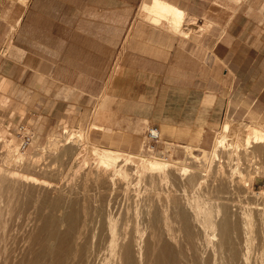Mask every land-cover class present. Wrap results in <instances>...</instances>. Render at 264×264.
<instances>
[{
  "label": "crops",
  "instance_id": "0c3cea01",
  "mask_svg": "<svg viewBox=\"0 0 264 264\" xmlns=\"http://www.w3.org/2000/svg\"><path fill=\"white\" fill-rule=\"evenodd\" d=\"M161 1L187 14L178 30L154 0H0V122L39 114L132 153L149 124L208 146L227 120L264 122V0Z\"/></svg>",
  "mask_w": 264,
  "mask_h": 264
},
{
  "label": "bare ground",
  "instance_id": "6f19581e",
  "mask_svg": "<svg viewBox=\"0 0 264 264\" xmlns=\"http://www.w3.org/2000/svg\"><path fill=\"white\" fill-rule=\"evenodd\" d=\"M148 12L153 16L155 21L158 22V21L166 20L178 28L181 26L182 22H185L184 20H185V17L187 16V14L182 9L172 4L163 2L161 0H154V3L148 7ZM176 29L177 28H175V30ZM232 126L233 125L230 124L229 121H226L224 123L222 130L218 133L214 141V146L211 151L204 150V151L195 153V151H193L192 148H191L192 150L188 148L187 156L185 159L172 158L169 152L163 155L160 154V156H157L155 151L148 150L146 148L139 155L138 154L137 155L136 154H130V155L122 154V153H119L121 151H117V150H111V152L109 153L107 152L103 153L97 147L92 148L90 146L91 149L90 148L88 149L87 146H85V141H88L87 140L88 135H86L87 133L86 134L77 133V132L74 133V132H70L69 129L66 128L64 132L66 133V135L67 134L69 135L70 143L73 142V145H75L73 146L74 151L70 148L73 151L72 154L75 156L74 160L77 158V160L82 159L81 162L83 161V164L81 163L82 165H79V168L76 169L74 167L76 169L75 172L76 173H78V171L80 172V168H82L84 164L85 165L91 164L88 171L87 170L85 171V175L90 176L92 178V179L90 178L92 180L91 183L93 182L95 186L102 188L101 191L103 190V188L106 190V191L104 190L105 196L102 195L104 197L101 196V198H98V200L97 199L93 200L94 206L89 203L88 199L87 201L85 200L86 204L83 203L85 206V212L83 213V215H80L79 213H77L78 211L75 212L76 209L74 207L75 204L73 201L74 200L73 197H72L73 200L70 199L69 196L68 198H65L64 196H67L69 193L67 195H63L62 193H60V191H57L58 192V195H56L57 198H55V200L53 201V205L51 203L52 205L51 213H49V215L47 214L48 217H46L44 222L42 223L41 230L38 232L36 231V233L32 234L31 237H28L29 239L32 238V241L31 240L30 241L33 244L30 246L29 244L30 242L28 241L27 243L31 247V249L30 247L29 249L32 250L31 251L32 256L30 255V258L28 260H25V261L23 260L22 264H250L251 258L249 257L250 256L249 249L252 248V246L250 247L249 241H252L250 240V238L252 237H250L248 233L253 230L252 229L249 231V227L251 226L250 225L251 221H250V217L248 216L250 214L246 215V217H242V218H245V220L243 221L245 226L242 225L244 227L243 228L244 240H242L243 248L242 247L240 248L238 246L240 242L239 236H241L243 233L241 232V229H240L242 228V226L239 223H237L239 219H237V221H234L235 219L233 218L234 215H230L229 212L226 211L227 208L226 206H224L225 204L224 205L220 204L219 208H216L217 209L216 212L212 211L215 213V215L211 219L209 215L210 213L207 214V211H209V208H210V207L208 208V206L210 204L208 206L206 205L208 210L206 209L207 211H205L202 208L204 206L200 205L201 201L199 202V200L197 199V196H196L197 192H195L197 188H200L203 185V183L205 184V180L207 179L206 178L207 176H205V174H207L209 170L214 168L212 166L213 165L212 162L215 161V158L217 156L224 153V151H226L227 153L228 152L235 153L236 151H239L242 148H247V150L251 151L255 149L254 147L255 145L257 146L259 145L258 142H255V145H254L255 140L257 139L258 140L262 139L261 141L264 140V128L262 126H259L256 124L255 125L248 124L245 126L242 125L241 131H243L244 134L241 135L243 140L241 144L242 147L240 149L239 147L240 144L238 145L235 143L232 145L229 143V139L226 137V135L231 132ZM239 128L241 129V127ZM240 129H239V132H240ZM251 140L252 141L254 140V141L252 142ZM58 142L59 141L57 139H53L49 142V145H48L49 148L48 147L46 148H48L49 151L51 150L53 151V149H56L58 145H60V143L58 144ZM10 143L6 141L4 142V147L8 148V150L5 152L4 160L6 161V163L8 162V164L12 162L13 160L12 157L16 156L22 160V156H24V153L20 151L21 148L18 145H15V144L13 145ZM168 147L171 148V145L167 146V148ZM63 154L61 153L62 156H64ZM250 155L253 159L256 158L257 160V157H255L256 154L252 155L251 153ZM200 156L203 157V159L207 161V165L201 166L197 164L199 162ZM251 157L249 158V160H251L252 162L255 161ZM25 158H23V160ZM31 158L29 159L34 160L35 155H34V158L32 159ZM35 160H37V158ZM188 160H190L191 162H194L192 166L191 165L188 166L187 164ZM38 162L39 161L37 160L36 165H29L30 167L28 168H30L33 172L36 171V172H41L44 174L51 173L54 175V173H56V171L54 172L53 169H49V168L46 169L45 167L40 168L39 167L40 165H38L39 164ZM85 165H84V170H85ZM253 169H254V174L257 175L259 168L254 167ZM254 174L252 173L249 174L250 180L253 178ZM17 175H18V172L16 171H9V170L4 171V169L0 170V247H2L3 245L2 243L5 240L3 239V234L5 232V229H7V227L9 226V225L6 226L7 224L5 225L4 221H6L7 219L4 220L3 216H5L6 218L7 216H6L5 210L9 212V210L13 207L12 205L14 203L13 201L16 199L15 196L18 193L17 188L19 191L20 186L22 184L27 186L29 185L28 182L39 184V187L40 185L41 186L43 185V187L45 186V188H48V185H47L48 183L47 184L40 183L37 180V178H35L34 176H31V177L28 176L27 178L25 175V177L27 178V179H24L26 180L25 182L23 179L21 180L18 178L16 179L15 177ZM62 175L64 176L65 174H62ZM18 176L20 178L21 175H18ZM249 178L247 177V179ZM202 179H205V180H202ZM182 180L185 181L184 185H183ZM55 181L57 180L55 179ZM181 182H182L181 185L184 186L182 188L183 189L182 191L184 192L177 193V195L181 193V196H183L182 199L179 196L180 200H178V197L177 199L174 198L175 195L173 192L174 191L173 188L181 189L182 187L180 185ZM244 183H247V182L245 181ZM54 185L56 186V183ZM60 186L62 187V185ZM74 186H77V183ZM78 186H81V184H79ZM49 187H52V186H49ZM67 187L69 186L67 185ZM70 187H72V184ZM187 187H191V190L187 189ZM142 188L150 189L152 191L151 193L155 192L161 195V197L162 195H168L171 193L173 195H170L169 197L163 196L164 198L162 197L157 205H152V201L155 200L154 198L153 200L151 198L152 201H149L150 200L149 199L148 200L149 208L148 206H146L148 209L146 210L144 208V212L142 210L143 214L141 213H140L141 215L138 214L140 215L139 218H136L137 216L134 217L133 215L131 217L130 216L131 213H129V211H131L130 209L133 208L132 206L134 205V203L137 201L139 203L140 202L143 203L144 201V199H142V195L141 196L139 195L140 194L139 191ZM23 189H24V186H23ZM66 189H63V190H66ZM70 189L71 188H69L68 190ZM180 189L179 191H181ZM56 190H59V189H56ZM68 190H66V192ZM87 190H88V187H87ZM39 192H41V190ZM41 195H38L39 198ZM47 195L48 194H46V196ZM91 195L93 194L91 193ZM70 196L72 195L70 194ZM254 196L256 197L255 199H257L258 201L257 202L258 206H255V207H257L259 211H261L259 213L260 215L259 219L263 222L264 221V192L254 193ZM31 199H33L34 201V198H31ZM38 199H37V202H38ZM96 200L99 201V204L94 202ZM201 203L203 204V202ZM22 205H24V202ZM42 205H41V208H42ZM136 205L138 206V203ZM36 206H37V203H36ZM33 207L36 208L35 206ZM73 207H74V210H73ZM14 208H15V205H14ZM137 208L140 209L141 206ZM153 208H155L157 211L156 210L152 211ZM34 210H37V209H34ZM135 210H134V214L136 215ZM12 211L13 210H10L11 213ZM8 212L7 214H9ZM137 212L139 213V210H137ZM232 212L233 211H231V213ZM250 212L253 213L251 210ZM32 213H33V210H32ZM220 214L222 215L221 219H220L221 216L219 217ZM245 214L243 213V215ZM23 216H24V213H23ZM31 216H34V215H31ZM31 216L29 217V219H31ZM38 218L40 219V217ZM18 219L20 218H17V220ZM255 219L256 218L254 217V220ZM18 222L19 224H21V221H18ZM254 222H252L253 225H254ZM27 224H30V223L28 222ZM258 224L260 225V223ZM18 225L17 227H19ZM252 227L254 226H251V228ZM256 227H257V224L254 228ZM258 228L260 231L261 226ZM13 229L11 230L13 231L12 234H16L14 233L15 229L14 230ZM21 232L23 233V231ZM25 234H23L24 237H25ZM5 235H7V232ZM27 235L28 234H26V236ZM19 236H16V237H19ZM13 239L15 241L13 243L15 244L16 238L14 237ZM253 240H254V237H253ZM259 240H261V238H259ZM24 241H26V239ZM262 241L264 242L263 239ZM243 242H245V244ZM263 242L261 246L263 245ZM13 243L11 244L13 245ZM18 243L19 241L17 242V244ZM256 244H257V241H256ZM240 246H241V242H240ZM26 247L28 246H25V248ZM257 248H259V246ZM263 248H261V250H264ZM256 250H255V253L257 252ZM260 253H262V251ZM9 257H10V254H9ZM254 258L256 261L257 257H254ZM16 259L18 258H15L14 260ZM6 260H9V258H7ZM254 263L255 262H253L252 264Z\"/></svg>",
  "mask_w": 264,
  "mask_h": 264
},
{
  "label": "rangeland",
  "instance_id": "374dc122",
  "mask_svg": "<svg viewBox=\"0 0 264 264\" xmlns=\"http://www.w3.org/2000/svg\"><path fill=\"white\" fill-rule=\"evenodd\" d=\"M12 2H14V3H19L20 4V7H21V12L23 11V9H24V5L26 6L27 4H28V0H12ZM187 17V16H186ZM185 17V20L184 21H186L187 20V18ZM182 24H183V22H182ZM175 28H177L176 30H178V27H176L175 25H173L172 26V29L173 30H175ZM12 40H13V37H12V34L10 33L9 34V36L7 37V39H6V41H5V43H4V45H3V47H2V54H4V55H6V56H12V52H13V49H14V46H13V42H12ZM227 121H229L230 122V124H232L233 126H232V130H231V132L229 133V134H227L226 135V137L229 139V143L230 144H240L239 145V147H240V149H241V144H242V136L241 135H243L244 133H243V131H241L242 130V125L243 126H245V125H248V124H250V125H259V126H262L263 128H264V122H246V121H233V120H227ZM44 118H43V116L42 115H39V114H37V115H34V114H32L30 117H28L27 119H25L24 121H19V122H16V123H14V122H9V121H7L5 124L3 123V122H0V170H3L4 169V171L5 170H9V171H16V172H18V175H21L20 176V178H19V176L17 177H15L16 179L18 178V179H27L28 178V176L29 177H31V176H34L35 178H37V180L40 182V183H48L47 185H48V188H45V186L43 187V185L41 186L40 185V187H39V184H34V183H32V182H28L29 183V185H21L20 186V189H19V191H18V188H17V194H16V199L13 201L14 203L12 204L13 205V207L10 209V210H13L12 211V213L10 212V210H9V212L7 211V210H5V213H6V218H5V216H3L4 218V220L5 219H7L6 221H4L5 222V225L6 226H8L7 227V229H5V232H4V234H3V239H5L4 241H3V245H2V247H0V254H1V252H2V254L0 255V264H12V263H14V264H22V262H23V260L25 261V260H28L29 258H30V255H31V251L32 250H30L31 249V245L33 244L31 241H32V238L31 239H29L28 237H31V235L32 234H34V233H36V231L38 232V231H40L41 230V225H42V223L44 222V220H45V218L46 217H48V215H49V213H51V208H52V205H53V201L55 200V198H57V196L56 195H58V192L57 191H60V193H62L63 195H67L68 193V195L67 196H64L65 198H68V196H69V198L70 199H72V197H73V201H74V207H75V209H76V211L75 212H77V213H79L80 215H83V213L85 212V206H84V204L83 203H85L86 204V201H87V199H88V201H89V203L91 204V205H93L94 206V203H93V200H95V199H97L98 200V198H101V196L102 195H104L105 196V193H104V188H103V190L101 191V189L102 188H99V187H97V186H95V184H93V182L91 183V177L90 176H86L85 175V171L87 170L88 171V169H89V167L91 166V164L90 165H85V170H84V165L82 166V168H80V172L78 171V173H76L75 171H76V169L77 168H79V165H82L83 164V161L81 162V160L82 159H79V160H77V158L74 160V158H75V156L72 154L73 153V149H74V147L73 146H75V145H73V142H71L70 143V138H69V135L67 134L66 135V133L64 132L65 131V128H68L69 129V131L70 132H74V133H87L86 135H88V141H85V146H87V148L89 149H91V147L93 148V147H97V148H99V150L100 151H102L103 153H105V152H107V153H109V152H111V150H118V149H112V148H108V147H105V146H102V145H99V144H97V143H95L93 140H92V138H91V136H90V129H86V128H84V127H81V126H75V125H71V124H69L67 121H63V122H61L60 124H58V125H55V126H53V127H51V129H49V130H46V128H45V125H44ZM223 125V124H222ZM25 127V129H22L21 127ZM148 126H151L150 124L148 125ZM147 126V127H148ZM146 127V128H147ZM239 127H241V129L239 128ZM146 128H145V130H146ZM239 129H240V132H239ZM145 130H144V133H143V140H144V135H145ZM222 130V126L221 127H219V129H217V130H215V132H214V134H213V138L210 140V143L208 144V146H202V145H186L187 147H191L192 149H193V151H195V153H198V152H201V151H204V149H207V150H209V151H211L212 149H213V146H214V141H215V139H216V137H217V135H218V133L220 132ZM242 132V133H241ZM240 133V134H239ZM56 137V138H55ZM4 140V141H2V140ZM53 139H57L59 142H58V144L60 143V145H58V147L56 148V149H53V151L51 150V151H49V147H48V145H49V142L51 141V140H53ZM27 140H28V144H26V142H27ZM258 140V139H257ZM257 140H253L254 141V145H255V142H258L259 143V145L257 146V145H255L254 147H255V149H253V150H251V151H253L254 152V154H253V152H251L250 150H247V148H242L241 150L243 151H241V150H239V151H236L235 153H233V152H226V151H224V153H222V154H220L219 156H217L216 158H215V161H213L212 162V166L214 167V168H212L211 170H209L208 171V173L207 174H205V176H207L205 179H202V180H205V184L203 183V185L200 187V188H197L196 189V191L195 192H197L196 194V196H197V199L199 200V202L201 201V202H203V204L200 202V205H203L204 207H202L205 211H207L208 209H207V206H208V208H209V211H207V214L208 213H210L209 215H210V218L212 219V217H214V215H215V213L214 212H216L217 211V209L216 208H219V205L221 204H225L224 206H226V211H228L229 212V214L230 215H234V217L233 218H235L234 219V221H237V219H239L238 221H237V223H239L241 226L243 225V226H245V224H244V220H245V218H242V217H246V215H249L248 217H250V221H251V223H250V225L251 226H256V224H257V227L256 228H254V227H252L251 228V226L249 227V231L250 230H252L251 232H249L248 233V235L250 236V237H252V238H250V240H252V241H249V245H250V247L252 246V248H250L249 250H250V253H252V254H250L249 253V257L251 258L250 259V264H252L253 262H255L254 264H258V263H260L261 264V262H262V264H264V250H261V248H263L264 247V242L262 241V239L264 240V221L262 222L259 218H260V215H259V213L261 212V211H259V209L257 208V207H255V206H258V201H257V199H255L256 197L254 196V193H257V192H264V140L263 141H261L260 139L257 141ZM11 142L10 144H15V145H18L21 149H20V151L22 152V153H24V156H22V160L20 159V158H18V157H16V156H14V157H12V162H10V164H8V162L6 163V161L4 160L5 158H4V155H5V152L8 150V148L6 149L5 147H4V142ZM235 141V142H234ZM252 141V140H251ZM252 141V142H253ZM2 142V143H1ZM164 142V141H163ZM163 142L161 143V144H163ZM239 142V143H238ZM262 142V143H261ZM165 144L164 145H160L159 146V150L160 151H155V153L157 154V156H160V154H165V153H167V152H169V154L171 155V157L172 158H175V159H185L186 158V156H187V149L188 148H185L186 146H181V145H178V144H176V143H174V142H172V141H165L164 142ZM258 143H256V144H258ZM88 144V145H87ZM171 145V148L170 147H168L167 148V146H169V145ZM143 145V144H142ZM91 146V147H90ZM46 147H48V148H46ZM68 147V148H67ZM44 148V149H43ZM73 150H71V149ZM190 148V149H191ZM66 149V150H65ZM107 149V150H106ZM191 149V150H192ZM245 149V150H244ZM145 150V148H143V147H141V149L139 150V151H137V152H134V153H132V152H129V151H123V150H119V151H121V152H119V153H122V154H128V155H130V154H141L143 151ZM48 151V152H47ZM63 152H64V154H63ZM61 153L64 155V156H62L61 155ZM245 153H247V154H245ZM252 153V155H255V157H257V160H256V158H252L251 157V154ZM66 154V155H65ZM173 154V155H172ZM231 154V155H230ZM34 155H35V158H34ZM60 157H59V156ZM241 155V156H240ZM25 156H26V158H25ZM34 158V160H30L29 158ZM37 156V157H36ZM46 157V158H45ZM62 157V158H61ZM252 158L253 160H255V161H251V160H249V158ZM23 158H25L24 160H23ZM29 160H28V159ZM31 158V159H32ZM37 158V160L39 161L37 164L38 165H40L39 167L41 168V167H45L46 169H53L54 170V172L56 171V173H54V175L53 174H51V173H46V174H44V173H41V172H33L30 168H28V167H30L29 165H36V161L37 160H35ZM73 158V159H72ZM248 160H247V159ZM20 159V160H19ZM50 159V160H49ZM27 161V162H26ZM31 161V162H30ZM76 161H78V162H76ZM5 162V163H4ZM21 163V164H20ZM32 163V164H31ZM34 163V164H33ZM82 163V164H81ZM89 163H91V162H89ZM193 163L194 162H191L190 160H188L187 161V164H188V166H192L193 165ZM1 164H3V165H1ZM6 164V165H5ZM26 164V165H25ZM56 164V165H55ZM198 165H201V166H205V165H207V161L206 160H204L203 159V157H199V162L197 163ZM6 167H5V166ZM49 165V166H48ZM48 166V167H47ZM217 166V167H216ZM38 167V168H39ZM76 169H75V168ZM238 167V168H237ZM254 167H258L259 169H258V174L256 175V174H254ZM19 168V169H18ZM22 169V170H21ZM219 169H220V171H219ZM249 169V170H248ZM74 174H73V173ZM247 172V173H246ZM27 173V174H26ZM65 174L64 176L62 175V174ZM250 173H252V174H254L253 175V178L250 180V178H249V174ZM32 174V175H31ZM57 174V175H56ZM73 174V175H72ZM82 174V175H81ZM25 175H26V177H25ZM56 175V176H55ZM247 175V176H246ZM23 176V177H22ZM60 176V177H59ZM62 177V178H61ZM76 177V178H75ZM247 177L249 178V179H247ZM60 178V179H59ZM69 178V179H68ZM79 178V179H78ZM91 178V179H90ZM55 179L57 180V181H55ZM62 179V180H61ZM64 179V180H63ZM78 179V180H77ZM89 179H90V181H89ZM220 179V180H219ZM69 180H71V181H68ZM247 180H249V181H247ZM25 182H26V180H24ZM23 181V182H24ZM53 181H55V182H53ZM62 181V182H61ZM65 181H66V183H65ZM73 181H74V183H73ZM247 182V183H244V182ZM58 182V183H57ZM69 184H68V183ZM80 182V183H79ZM182 182H183V185L185 184V181H183L182 180ZM182 182L180 183V185L182 184ZM56 183V186L54 185ZM61 183V184H60ZM76 183H77V186H74V185H76ZM32 186H31V185ZM71 184H72V187H70L71 186ZM79 184H81V186H78ZM85 184V185H84ZM93 184V185H92ZM245 184H246V186H245ZM247 184H248V186H247ZM60 185H62V187L60 186ZM64 185V186H63ZM67 185L69 186V187H67ZM183 185H181L182 187H181V191H179V189L177 188H173V192H174V195H175V197L174 198H176L177 199V197H178V200H180L179 199V196H180V198L182 199L183 198V196H181V193H179L178 195H177V193L178 192H184V191H182L183 189ZM23 186H24V189H23ZM49 186H52V187H49ZM94 186V187H93ZM27 187V188H26ZM37 187V188H36ZM43 187V188H42ZM59 187V188H58ZM64 187V188H63ZM82 187H83V189H82ZM87 187H88V190H87ZM22 188V189H21ZM34 188V189H33ZM38 188H39V190H38ZM56 188V189H59V190H54V189ZM61 188V189H60ZM67 188V189H66ZM69 188H71L70 190H68ZM77 188H79V189H77ZM84 188H86V189H84ZM27 189V190H26ZM63 189H66V190H68L67 192H66V190H63ZM75 189V190H74ZM187 189H190L191 190V187H187ZM41 190V192H39ZM44 192H43V191ZM48 190V191H47ZM53 190V191H52ZM79 190V191H78ZM82 190H84V191H82ZM141 190H143V191H141ZM140 191H139V195L141 196L142 195V199H144V201H143V203L142 202H135L134 203V205L132 206L133 208H131L130 210L131 211H129V213H131L130 214V216L132 217V215L134 216V217H136V218H139L140 217V215L141 214H143V212H144V208L147 210L148 208H149V203H148V200L149 201H152L153 200V198L155 199V200H153L152 201V205H157L158 204V202L160 201V199L164 196H167V197H169L170 195H173L172 193L171 194H168V195H162V197H161V195H159V194H157V193H155V192H153V193H151L152 191L150 190V189H141ZM178 190V191H177ZM185 190V189H184ZM32 191H33V193H32ZM74 191V192H73ZM79 193H78V192ZM81 191V192H80ZM90 191V192H89ZM106 191V190H105ZM39 192V193H38ZM51 192V193H50ZM54 192V193H53ZM83 192V193H82ZM85 192V193H84ZM143 192V193H142ZM147 192V193H146ZM24 193V194H23ZM42 193H44V194H42ZM53 193V194H52ZM65 193V194H64ZM77 193V194H76ZM91 193L93 194V195H91ZM102 193H104V194H102ZM145 193V194H144ZM19 194V195H18ZM29 194V195H28ZM36 194H38V195H41L40 196V198H39V196L38 195H36ZM46 194H48L47 196H46ZM51 194V195H50ZM70 194L72 195V196H70ZM76 194V195H75ZM107 194V193H106ZM183 194V193H182ZM18 195V196H17ZM21 195V196H20ZM33 196V197H31V196ZM50 195V196H49ZM55 197H54V196ZM74 195V196H73ZM82 195V196H81ZM86 195V196H85ZM88 195V196H87ZM92 197H91V196ZM148 195V196H147ZM25 196V197H24ZM35 196H36V198H35ZM96 196V197H95ZM104 196H102V197H104ZM145 196V197H144ZM153 196V197H152ZM193 196V195H192ZM219 196H221V197H219ZM254 196V197H253ZM18 197V198H17ZM20 197V198H19ZM22 197V198H21ZM24 197V198H23ZM42 197V198H41ZM43 197H45V198H43ZM46 197H47V199H46ZM54 197V198H53ZM77 197V198H76ZM89 197V198H88ZM106 197H107V195H106ZM163 197V198H164ZM200 197V198H199ZM232 197V198H231ZM31 198H34V201H33V199H31ZM39 198V199H38ZM81 198V199H80ZM94 198V199H93ZM151 198H152V200H151ZM157 198H159V199H157ZM216 198V199H215ZM224 198V199H223ZM228 198V199H227ZM20 201H19V200ZM26 199H27V201H26ZM37 199H38V202H37ZM51 200V201H49V200ZM53 199V200H52ZM77 199V200H76ZM201 199V200H200ZM24 200V201H23ZM41 200V201H40ZM45 200V201H44ZM50 202H48V201ZM86 200V201H85ZM91 200V201H90ZM94 201L95 203H97V204H99V201ZM203 200V201H202ZM206 200V201H205ZM24 202V205H22L23 204V202ZM80 203H79V202ZM85 201V202H84ZM239 201V202H238ZM251 201V202H250ZM17 204H16V203ZM26 202V203H25ZM42 202V203H41ZM44 202V203H43ZM47 202V203H46ZM77 202V203H76ZM92 202V203H91ZM226 202H227V204H226ZM21 203V204H20ZM32 203V204H31ZM35 203V204H34ZM36 203H37V206H36ZM51 203H52V205H51ZM138 203V206L136 205ZM206 203V204H205ZM208 203V204H207ZM215 203H217V204H215ZM42 204H44V205H42ZM47 204H48V206H47ZM97 204H95V205H97ZM145 204H147V205H145ZM14 205H15V208H14ZM19 206V207H17V206ZM22 205V206H21ZM41 205H42V208H41ZM46 205V206H45ZM51 205V206H50ZM162 205H163V203H162ZM207 205V206H206ZM213 205V206H212ZM245 205V206H244ZM27 208H26V207ZM33 206H35L36 208H34ZM141 206V210L139 209V208H137V207H140ZM145 206V207H144ZM146 206H148V208L146 207ZM214 206H215V208H214ZM240 206V207H239ZM49 209H48V208ZM74 207H73V210H74ZM137 209H136V208ZM143 207V208H142ZM212 207V208H211ZM244 207V208H243ZM24 208V209H23ZM37 209V210H34V209ZM93 208V207H92ZM256 208V209H255ZM28 209V210H27ZM33 210V213H32V210ZM40 209V210H39ZM94 209V208H93ZM136 209V210H135ZM207 209V210H206ZM240 209V210H239ZM246 209V210H245ZM24 210H25V212H24ZM42 210V211H41ZM48 210V211H47ZM134 210H135V213H136V215L134 214ZM137 210H139V213L137 212ZM142 210H143V212H142ZM156 209L155 208H153V210L152 211H155ZM211 210V211H210ZM242 211L241 213L240 212H238V211ZM244 210V211H243ZM250 210L253 212V213H251L250 212ZM15 211V212H14ZM30 211H31V213H30ZM44 211V212H43ZM82 211V212H81ZM133 211V212H132ZM157 211V210H156ZM212 211H214V212H212ZM231 211H233L232 213H231ZM246 211V212H245ZM7 212L11 215H9V214H7ZM21 212V213H20ZM24 213V216H23V213ZM28 212V213H27ZM46 212V213H45ZM5 213H4V215H5ZM30 213V214H29ZM35 213V214H34ZM141 213V214H140ZM214 213V214H213ZM243 213L245 214V215H243ZM18 214V215H17ZM20 214V215H19ZM42 214H43V216H42ZM48 214V215H47ZM138 214H140V215H138ZM211 214H212V216H211ZM254 214V215H253ZM16 215V216H15ZM22 215V216H21ZM31 215H34V216H31V219H29V217ZM46 215V216H45ZM258 215H259V217H258ZM12 216H13V218H12ZM19 216V217H18ZM41 216H42V218H41ZM221 216V217H220ZM236 216V217H235ZM258 218H257V217ZM11 219H9V218ZM38 217H40V219L38 218ZM219 217H220V219L222 218V215L220 214L219 215ZM219 217H218V219H219ZM230 217H232V216H230ZM253 217V218H252ZM254 217L256 218L255 220H254ZM17 218H20V219H18L17 220ZM15 219V220H14ZM27 219H29V220H27ZM39 219V220H38ZM43 219V220H42ZM33 220H34V222H33ZM258 222H257V221ZM11 221V222H10ZM14 221V222H13ZM18 221H21V224H19V222ZM24 221V222H23ZM39 221H41V222H39ZM255 221V222H254ZM10 222V223H9ZM30 223V224H27V223ZM37 222V223H36ZM252 222H254V225H253V223ZM13 223V224H12ZM16 223V224H15ZM25 223V224H24ZM242 223V224H241ZM258 223H260V225L258 224ZM19 224V225H18ZM27 224V225H26ZM33 224V225H32ZM238 224V225H239ZM14 225H15V227H14ZM17 225L19 226V227H17ZM35 225V226H34ZM37 225V226H36ZM23 226H24V228H23ZM26 226V227H25ZM40 226V227H39ZM242 226V228H240L241 229V232L243 233H241L242 235L241 236H239V238H240V242H241V246H240V242H239V247L241 248L243 245H242V240H244V231H243V227ZM261 226V228H260V231H259V228L258 227H260ZM12 227V228H11ZM21 227V228H20ZM38 229H37V228ZM247 227V226H246ZM15 230H14V229ZM17 228V229H16ZM37 230H36V229ZM257 228H258V230H257ZM14 230V233H16V234H12L13 233V231H11V230ZM262 229V230H261ZM10 232H9V231ZM20 230V231H19ZM29 230V231H28ZM17 231V232H16ZM21 231H23V233L21 232ZM28 231V232H27ZM34 231V232H33ZM255 231H257V232H259V233H257V232H255ZM6 232H7V235H5L6 234ZM9 232V233H8ZM32 232V233H31ZM255 234H254V233ZM11 233V234H10ZM19 233V234H18ZM28 234L27 236H26V234ZM20 234H22V235H20ZM23 234H25V237H24V235ZM30 234V235H29ZM258 234V235H257ZM20 235V236H19ZM257 235V236H256ZM16 236H19V237H16ZM22 236V237H21ZM257 238H256V237ZM260 236V237H259ZM16 238V243L14 244L13 242H15L14 241V239L13 238ZM253 237H254V240H253ZM243 238V239H242ZM259 238H261V240H259ZM11 241H10V240ZM13 239V240H12ZM17 239H18V241H19V243L18 244H20V245H18L17 244ZM26 239V241H24ZM29 239V240H28ZM23 240V241H22ZM31 240V241H30ZM28 241L30 242L29 244H30V246L27 244L28 243ZM256 241H257V244H256ZM263 242V247L261 246V244H262V242ZM252 244H251V243ZM259 242V243H258ZM11 243H13V245L11 244ZM23 243V244H22ZM244 244H245V242H243ZM254 243V244H253ZM6 244V245H5ZM8 244V245H7ZM260 244V245H259ZM254 245H255V247H254ZM259 246V248H257L258 246ZM23 246V247H22ZM25 246H28V247H26L25 248ZM257 246V247H256ZM9 247V248H8ZM16 247V248H15ZM29 247H30V249H29ZM253 247H254V249H253ZM3 248V249H2ZM5 248V249H4ZM24 248V249H23ZM243 248V247H242ZM256 248H257V250H256ZM12 249H13V251H12ZM15 249V250H14ZM254 251H253V250ZM260 249V250H259ZM264 249V248H263ZM11 250V251H10ZM22 250V251H21ZM25 250V251H24ZM255 250L258 252V250H259V254L256 252L255 253ZM7 251V252H6ZM10 251V252H9ZM17 251V252H16ZM20 253H19V252ZM29 253H28V252ZM253 251V252H252ZM262 251V253H260ZM11 253H12V255H11ZM15 253V254H14ZM19 253V254H18ZM24 254V255H22V254ZM26 253V254H25ZM9 254H10V257H9ZM257 256H256V255ZM261 254V255H260ZM29 255V256H28ZM255 255V256H254ZM2 256V257H1ZM7 256V257H6ZM15 256V257H14ZM24 256V257H23ZM25 256H27V257H25ZM32 256V255H31ZM252 256V257H251ZM261 256H262V258H261ZM6 257V258H5ZM23 257V258H22ZM254 257H257L256 259V261H255V258ZM258 257H259V259H258ZM5 260H4V259ZM7 258H9V260H6ZM15 258H18V259H16V260H14ZM254 258V259H253ZM22 259V260H21ZM4 260V261H3ZM261 260V261H260ZM263 260V261H262ZM3 261V262H2ZM8 261V262H7ZM253 261V262H252ZM11 262V263H10ZM20 262V263H19Z\"/></svg>",
  "mask_w": 264,
  "mask_h": 264
},
{
  "label": "built area",
  "instance_id": "2783aa9c",
  "mask_svg": "<svg viewBox=\"0 0 264 264\" xmlns=\"http://www.w3.org/2000/svg\"><path fill=\"white\" fill-rule=\"evenodd\" d=\"M22 129H25V127H21ZM163 142L161 130L154 125L148 126L145 130L144 140L142 147L152 150V151H160L159 146L164 145L165 143L161 144ZM28 144V140L26 142Z\"/></svg>",
  "mask_w": 264,
  "mask_h": 264
}]
</instances>
